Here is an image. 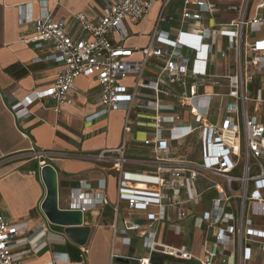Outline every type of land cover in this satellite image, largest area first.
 Instances as JSON below:
<instances>
[{
  "label": "built area",
  "instance_id": "1",
  "mask_svg": "<svg viewBox=\"0 0 264 264\" xmlns=\"http://www.w3.org/2000/svg\"><path fill=\"white\" fill-rule=\"evenodd\" d=\"M157 2L161 8L147 46H126V23L146 20ZM173 2L106 0L104 14L97 20L76 15L83 31L77 37L66 31L64 19L44 14L33 20L34 29L28 40L48 45L52 51L47 58L59 62L61 68L50 85L35 89L33 96L11 104L10 108L21 117L29 112L34 100L51 98L54 110L59 111L62 105L73 103L71 92L76 78L93 76L101 85L102 112L123 108L129 115L134 93L122 80L132 73L141 76L147 60L159 59L164 80L140 77L137 82L138 87L156 93L154 99L140 105L154 114L155 134L143 141L152 155L129 156L125 136L119 147L103 148L95 155L115 173V210L119 211L120 203L125 201L130 209L145 212L149 220L142 224L125 219L121 231H138L145 246L153 251L193 259L185 246L156 242L152 226L170 220V209L175 210L177 221L191 217L187 206L200 202L202 192L197 189V182L205 177L212 181L211 187L217 194L208 210L194 215L196 225H204L209 236L200 264H216L219 258L223 263L237 258V264H264V114L260 113L264 107V37H256L264 27V0L255 5L253 15L249 14L251 0L229 4L227 8L238 11L240 16L227 23L215 19L221 8L211 0H183L176 34H172L170 25L175 19L166 13ZM208 18L214 19L212 25L204 24ZM27 20L24 16L23 21ZM221 37L227 38V44H219ZM136 50L144 54L142 61L133 60ZM213 55L223 59L224 65L221 71L211 73ZM204 84L217 90L200 92L199 87ZM164 98H171L173 103H164ZM184 110L189 111L195 124L184 120ZM212 114L215 120L211 119ZM124 130L125 134L130 130L128 120ZM188 138L199 141L200 160L190 158L173 144ZM45 161L43 158L40 167ZM131 162L154 167V171H131L127 168ZM97 188L99 191H94L93 184L81 180L71 190L69 208L85 214L109 204L104 193L105 177L98 180ZM151 206L158 210L150 211ZM28 227V221H10L0 211V264H23L26 256L35 252L26 237ZM82 250L88 251L84 247ZM67 260L65 253L58 252L49 264ZM139 264L154 263L151 257H144L139 258Z\"/></svg>",
  "mask_w": 264,
  "mask_h": 264
},
{
  "label": "crops",
  "instance_id": "2",
  "mask_svg": "<svg viewBox=\"0 0 264 264\" xmlns=\"http://www.w3.org/2000/svg\"><path fill=\"white\" fill-rule=\"evenodd\" d=\"M211 1L221 8L215 17L217 21L227 23L240 16L238 11L227 7L243 0ZM259 1L251 0L250 15L254 14ZM105 6L106 0H0V211L10 221H28L26 237L35 252L26 256H32L27 264H49L58 252L65 253L68 260L55 261L54 264H139V258L144 257H151L154 264H200L209 236L203 229L204 225H196L194 215L210 208L211 199L217 194L215 188L211 187L212 181L205 177L198 179L197 189L202 194L199 203L187 206L193 214L191 217L177 221L175 210L170 209V220L153 223L156 242L185 246L194 256L191 260L179 259L146 247L143 237L136 230L128 233L121 231L125 219L142 224L149 223V220L145 212L130 209L125 201L120 203L119 211L115 210V173L95 157L103 148L119 147L124 136L129 156L145 158L152 155L143 141L155 134L154 114L140 105L154 99L156 93L150 88L138 87L137 82L140 77L164 80L159 59L147 60L141 76L132 73L122 80L129 92L134 93L129 115L123 108L102 112L103 106L99 100L101 85L93 76L76 78L75 89L71 92L73 103L62 105L59 111L54 110L55 102L51 98L34 100L28 107L29 112L21 117H17L10 108L11 104L33 96L35 89L50 85L61 68L59 62L47 58L52 51L48 45L28 40L33 33V20L44 14H50L54 19H64L66 31L77 37L83 31L76 15L84 14L97 20L104 14ZM182 7L183 0H174L167 8L166 13L175 19L170 24L172 34H176L180 27ZM160 8L161 3L157 2L146 20L126 23V46H147ZM24 16L28 19L26 22L23 21ZM213 22L214 19L208 18L204 24L212 25ZM220 41L223 45L227 44L226 37H221ZM132 58L142 61L144 54L136 50ZM212 60L211 73L221 71L224 60L218 55H213ZM175 87L180 88L179 85ZM214 90L217 88L210 84L199 87L200 92ZM163 101L173 103L171 98H164ZM183 115L185 121L195 124L188 110H184ZM211 119L215 120L214 114ZM127 120L130 130L125 134ZM165 134L168 135V132ZM173 144L178 145V149L190 158L201 159V147L196 138ZM39 152L45 155L41 156ZM43 158L57 170L59 205L62 208L70 207L71 190L78 187L81 180L90 182L93 190L99 191L98 180L103 177L107 179L104 193L110 203L84 214L83 224L91 227L84 245L74 242L65 233V227L52 223L42 210L41 205L47 194L40 172ZM127 168L135 172L154 171V167L137 162L129 163ZM157 210L156 206L150 207V211ZM83 247L88 249L87 253H83ZM237 262V258H230L228 263H223L219 258L216 264Z\"/></svg>",
  "mask_w": 264,
  "mask_h": 264
},
{
  "label": "water",
  "instance_id": "3",
  "mask_svg": "<svg viewBox=\"0 0 264 264\" xmlns=\"http://www.w3.org/2000/svg\"><path fill=\"white\" fill-rule=\"evenodd\" d=\"M40 172L47 188L46 197L41 205L45 215L52 223L64 226L65 233L74 242L84 245L91 227L83 224V212L80 209L60 207L57 170L52 164L45 161Z\"/></svg>",
  "mask_w": 264,
  "mask_h": 264
},
{
  "label": "rangeland",
  "instance_id": "4",
  "mask_svg": "<svg viewBox=\"0 0 264 264\" xmlns=\"http://www.w3.org/2000/svg\"><path fill=\"white\" fill-rule=\"evenodd\" d=\"M256 37H264V27L257 32V36ZM219 44L223 45V42L222 41H219ZM251 90H252V93L254 95L255 94L254 93L255 92V88L252 85H251ZM250 105L252 107L253 106V103H251ZM251 110H253V108H251ZM260 113L261 114H264V107H262ZM262 219L263 218H261V217H256V220H262ZM31 258H32V256H28L27 258H25L24 261H23V264L29 263V261L31 260Z\"/></svg>",
  "mask_w": 264,
  "mask_h": 264
}]
</instances>
